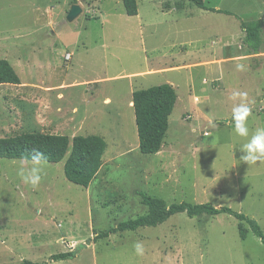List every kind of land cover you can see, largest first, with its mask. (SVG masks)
<instances>
[{
    "label": "rangeland",
    "instance_id": "1",
    "mask_svg": "<svg viewBox=\"0 0 264 264\" xmlns=\"http://www.w3.org/2000/svg\"><path fill=\"white\" fill-rule=\"evenodd\" d=\"M202 2L209 9L137 0L138 15L129 16L123 0H0V59L21 79L0 85V137L38 131L107 142L88 187L66 178L69 153L43 165L35 188L18 175L28 160L0 158V264H264V243L246 222L242 238L227 213H179L101 237L148 211L143 194L228 206L264 231V162L241 160L264 128V0ZM74 5L81 11L70 18ZM255 20L263 23L259 53L243 42L242 22ZM164 83L177 92L169 129L158 153L143 154L131 96ZM242 103L252 109L247 136L233 119ZM67 251L74 257L50 260Z\"/></svg>",
    "mask_w": 264,
    "mask_h": 264
},
{
    "label": "trees",
    "instance_id": "2",
    "mask_svg": "<svg viewBox=\"0 0 264 264\" xmlns=\"http://www.w3.org/2000/svg\"><path fill=\"white\" fill-rule=\"evenodd\" d=\"M192 1L200 8L209 9L202 0ZM123 4L127 15H138L137 0H123ZM220 11L231 14L226 10ZM242 28L246 32L243 40L245 45L252 53H259L263 44L262 21L242 22ZM6 83L20 84L21 79L13 65L3 58L0 59V85ZM176 101L177 92L174 86L169 83L133 91L139 149L143 154H156L162 149ZM37 150L43 152L46 161L50 163L61 162L69 153L64 164L66 178L76 185L88 187L103 165L107 142L102 136L95 134H80L70 138L66 134L38 131L0 137V158L22 159L25 157V160L30 161L32 154ZM142 200L148 207L145 214L120 222L116 227L103 233L101 237H107L117 231H136L144 227H156L179 213H186L191 218L202 214L227 213L241 222L240 235L242 238H245L248 232V229L243 226V222H246L249 229L264 243V231L260 223L231 207H216L209 203L192 204L189 202L168 205L164 199L146 194L142 195ZM74 255V251L55 253L51 255L50 260L56 262L67 260ZM23 264H47V262L25 260Z\"/></svg>",
    "mask_w": 264,
    "mask_h": 264
},
{
    "label": "clouds",
    "instance_id": "3",
    "mask_svg": "<svg viewBox=\"0 0 264 264\" xmlns=\"http://www.w3.org/2000/svg\"><path fill=\"white\" fill-rule=\"evenodd\" d=\"M237 70H245V65L237 64ZM245 92H233V98L235 97H246ZM251 107L247 104H239L233 108V119L235 121V130L240 136L248 135V128L246 122L251 114ZM209 123L215 127L213 121ZM245 154L241 156V160L247 164L254 165L258 161L264 162V128L258 129L256 134L251 138V140L244 145L241 149ZM22 157V160H25ZM46 157L43 152L34 151L31 156V160L28 161L29 167H21L18 175L21 177L25 184L31 185L33 188L37 187L42 179L43 165L46 164ZM135 252L138 256H143L145 253V248L143 243L135 244Z\"/></svg>",
    "mask_w": 264,
    "mask_h": 264
},
{
    "label": "water",
    "instance_id": "4",
    "mask_svg": "<svg viewBox=\"0 0 264 264\" xmlns=\"http://www.w3.org/2000/svg\"><path fill=\"white\" fill-rule=\"evenodd\" d=\"M81 11V7L79 5H74L71 9V11L69 12V17L72 18L75 15H77L79 12ZM264 17V14H263ZM228 121V120H225Z\"/></svg>",
    "mask_w": 264,
    "mask_h": 264
},
{
    "label": "built area",
    "instance_id": "5",
    "mask_svg": "<svg viewBox=\"0 0 264 264\" xmlns=\"http://www.w3.org/2000/svg\"><path fill=\"white\" fill-rule=\"evenodd\" d=\"M71 57L70 53L66 54V58L69 59Z\"/></svg>",
    "mask_w": 264,
    "mask_h": 264
},
{
    "label": "crops",
    "instance_id": "6",
    "mask_svg": "<svg viewBox=\"0 0 264 264\" xmlns=\"http://www.w3.org/2000/svg\"><path fill=\"white\" fill-rule=\"evenodd\" d=\"M131 97H132V100H133V93H132V96Z\"/></svg>",
    "mask_w": 264,
    "mask_h": 264
},
{
    "label": "bare ground",
    "instance_id": "7",
    "mask_svg": "<svg viewBox=\"0 0 264 264\" xmlns=\"http://www.w3.org/2000/svg\"><path fill=\"white\" fill-rule=\"evenodd\" d=\"M71 55V54H70Z\"/></svg>",
    "mask_w": 264,
    "mask_h": 264
}]
</instances>
